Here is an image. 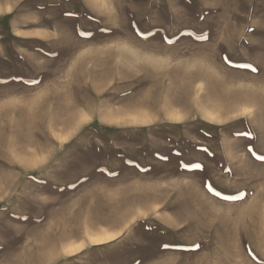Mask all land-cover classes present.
Instances as JSON below:
<instances>
[{"label":"rangeland","instance_id":"1","mask_svg":"<svg viewBox=\"0 0 264 264\" xmlns=\"http://www.w3.org/2000/svg\"><path fill=\"white\" fill-rule=\"evenodd\" d=\"M260 156L264 0H0V264H264Z\"/></svg>","mask_w":264,"mask_h":264},{"label":"snow or ice","instance_id":"2","mask_svg":"<svg viewBox=\"0 0 264 264\" xmlns=\"http://www.w3.org/2000/svg\"><path fill=\"white\" fill-rule=\"evenodd\" d=\"M200 38L201 39H205L206 37L201 36ZM229 62L231 63V61H229ZM239 66L240 67H244V68H251L253 71H256V68L253 66L252 63H244V64L239 65ZM258 158L261 159V160H264V156H260ZM194 166L195 167H202V165H199V164L194 165ZM209 187H211V185H209ZM217 195H219V193H217ZM228 198L229 199H233L235 197H228ZM183 247H184L183 245H169V244H164L163 245V248H165V249H170V248H183ZM199 247H200V245L199 244H196V245L190 246V248H188L187 250H195V249H197Z\"/></svg>","mask_w":264,"mask_h":264}]
</instances>
